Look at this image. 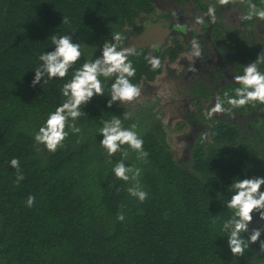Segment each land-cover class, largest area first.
<instances>
[{
	"label": "trees",
	"instance_id": "obj_1",
	"mask_svg": "<svg viewBox=\"0 0 264 264\" xmlns=\"http://www.w3.org/2000/svg\"><path fill=\"white\" fill-rule=\"evenodd\" d=\"M156 1L0 0V264H264L259 242L236 257L223 230L233 215L226 202L234 179L264 177V104L206 116L218 95H234L239 87L234 76L243 74V66L264 50V20L241 19L248 0L228 5L218 0H164L200 10L212 7L216 22L221 27L227 23L225 88L205 87L197 73L167 65L165 56L176 60L181 52L177 47L164 50L156 70L145 59L151 57L149 50L135 49L128 55L136 69L131 82L140 86L141 95H150L157 80L166 79L168 101L150 95L143 101H117L109 108L115 77H101L104 95L82 106L84 114L75 121L80 133L66 129L69 135L55 152L35 141L49 113L64 101L61 90L75 70L84 61L101 58L104 42H114L111 33H120V47L129 48L132 26L155 12ZM252 3L264 8V0ZM63 16L69 23H62ZM53 34L72 35L73 42L81 44L82 57L66 77L32 87L40 55L54 51ZM180 89L182 98L191 101L188 106L193 105L185 122L200 129L192 144L187 143V156L176 160L160 113L167 109L163 106L175 107ZM113 116L126 128L137 125L144 141L146 162L137 160L127 146L123 161L142 170L139 180L148 194L143 203L129 195L130 182L113 173L121 153L109 156L100 144L99 130ZM13 158L24 176L19 183L10 166ZM29 195L35 196L32 207L26 204ZM118 212L124 214L123 221L117 219ZM259 220L254 214L249 232Z\"/></svg>",
	"mask_w": 264,
	"mask_h": 264
},
{
	"label": "clouds",
	"instance_id": "obj_2",
	"mask_svg": "<svg viewBox=\"0 0 264 264\" xmlns=\"http://www.w3.org/2000/svg\"><path fill=\"white\" fill-rule=\"evenodd\" d=\"M218 2L221 5H228L234 0H218ZM207 16L214 23L215 9L210 7ZM253 18L264 20V8H258L252 0H248V11L241 19L251 21ZM62 23H69L68 18L63 16ZM198 23H204L203 18H200ZM111 35L114 42H104L101 58L84 61L82 66L75 70L71 80L63 85L61 93L65 98L64 101L56 107L55 111L49 113L45 123L35 133V141L44 145L48 151L55 152L63 145L69 135L66 129H70L73 133H80L81 129L76 126L75 121L84 114L81 111L82 106L91 101L94 96L104 95L101 77L105 79L115 77L107 103L109 108L114 102L131 103L141 96L140 86L132 83L130 79L136 74V69L128 60V55L132 50L120 47L123 39L120 33H111ZM51 42L54 45V51L40 55L39 59L42 64L34 71L35 78L32 81V87H36L42 80L45 86L52 79L66 77L73 65L82 57L81 44L74 43L72 35L53 34ZM201 55V45L193 40L190 56L200 58ZM145 59L153 70L161 65L157 57H145ZM261 65H264V50L260 52L255 61L243 66V74L234 76V82L239 85L234 89V95L229 96L225 93V98L218 95L206 116L210 118L216 113L231 114L234 108L244 107L253 102L264 104V71L261 70ZM188 71L196 72L197 69L194 65H190ZM128 118L129 114L125 113L124 119ZM136 128L135 124L131 127H124L122 120L113 116L110 120L104 121L99 130L103 136L100 144L109 156L121 153V161L114 164L113 173L116 178L130 182V187L127 189L129 195L143 203L148 198V194L140 184L139 178L142 170L133 166L126 167L123 162L128 156V151L124 146L136 153L137 160L147 161L148 153L144 150V141ZM204 135L207 136L206 133ZM10 166L16 170V182L19 183L24 179L19 160L13 158ZM262 186H264V177H253L236 178L230 187L233 194L226 202V206L233 210V215L224 222L223 230L228 233V247L236 257L243 256L250 244L257 242H259L260 251L264 252V240L260 239L264 230L253 228L249 232V225L253 221L254 214H258L260 220L264 221ZM34 202L35 196L29 195L26 201L27 206L32 207ZM117 219L123 221L124 214L118 212ZM245 234H247V239H245Z\"/></svg>",
	"mask_w": 264,
	"mask_h": 264
},
{
	"label": "flooded vegetation",
	"instance_id": "obj_3",
	"mask_svg": "<svg viewBox=\"0 0 264 264\" xmlns=\"http://www.w3.org/2000/svg\"><path fill=\"white\" fill-rule=\"evenodd\" d=\"M203 4L207 2L204 0L200 1ZM155 12L147 17L146 19L137 21L131 28L133 35L128 40L129 49L130 43L135 41L137 46L131 50L141 49L149 50L151 57H157L160 59L164 50L171 46L173 48H178L181 52L178 54L176 60H171L169 57L165 56L164 62L176 64L179 69L184 67L188 70L190 65H194L198 74V79L204 84L205 87L215 86L219 84L222 87L227 86V23L224 27H221V22H211L210 17L205 14L206 10L201 7V10L197 7L186 5L185 3L172 2L157 0L156 1ZM203 12V13H202ZM220 14L222 11L219 12ZM203 18L204 23H198V20ZM221 23V24H220ZM164 26L168 34L163 40L156 45V42L152 38H142L143 33L155 26ZM223 28V30H221ZM173 30V32H172ZM214 30H217L216 32ZM196 40L202 49V55L200 58H193L190 56L191 53V42ZM165 43V46H164ZM167 43V44H166ZM207 78V79H206ZM176 94L177 101L173 102L180 115L182 116V122H185L186 112L191 110L190 100H184L182 98V93L184 89ZM181 94V95H180ZM171 96V95H170ZM175 98V99H176ZM197 99L199 101H205ZM168 101L165 98V102ZM164 102V103H165ZM202 104H205L202 102ZM168 110H172L169 106H163ZM195 125V124H194ZM185 128L188 130V134H192L187 137L186 142L192 144V138L194 132H197L200 127L193 129L191 125L187 122L184 124ZM192 130V132L189 131ZM203 128L201 127V130ZM188 154V150L185 151V157Z\"/></svg>",
	"mask_w": 264,
	"mask_h": 264
},
{
	"label": "rangeland",
	"instance_id": "obj_4",
	"mask_svg": "<svg viewBox=\"0 0 264 264\" xmlns=\"http://www.w3.org/2000/svg\"><path fill=\"white\" fill-rule=\"evenodd\" d=\"M171 68H177L176 64L169 63L167 64ZM156 88L150 92V95L152 97L158 96L165 100V98L168 100L171 93L169 89V82L166 79L157 80V82L154 85ZM149 94H142L138 100L143 101L147 99V96H150ZM191 110L193 109V105L190 106ZM172 110L165 109L161 111V120L165 125L166 128V137H167V143L169 144V147L173 153V156L176 160H180L185 157V151L187 149V137L190 136L188 134V130L185 128L184 124H182V116H179L181 113L180 111L171 108ZM264 224L263 222L255 221L252 224V228H260L262 227V230H264Z\"/></svg>",
	"mask_w": 264,
	"mask_h": 264
},
{
	"label": "water",
	"instance_id": "obj_5",
	"mask_svg": "<svg viewBox=\"0 0 264 264\" xmlns=\"http://www.w3.org/2000/svg\"><path fill=\"white\" fill-rule=\"evenodd\" d=\"M167 34H168V31L164 26L155 25V26L147 29L143 33L142 38H143V36H144L143 39H145L147 37L152 38L156 42V45H158L163 40V38L166 37ZM136 46H137V43L135 41L130 43V49H133ZM127 49H129V48H127Z\"/></svg>",
	"mask_w": 264,
	"mask_h": 264
}]
</instances>
